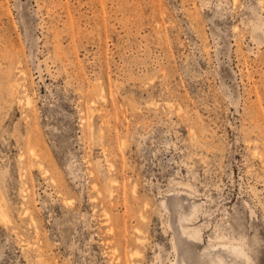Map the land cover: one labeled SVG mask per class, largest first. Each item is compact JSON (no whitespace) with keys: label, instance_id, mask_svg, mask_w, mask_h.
<instances>
[{"label":"rangeland","instance_id":"rangeland-1","mask_svg":"<svg viewBox=\"0 0 264 264\" xmlns=\"http://www.w3.org/2000/svg\"><path fill=\"white\" fill-rule=\"evenodd\" d=\"M216 249L264 264V0H0V264Z\"/></svg>","mask_w":264,"mask_h":264},{"label":"bare ground","instance_id":"bare-ground-1","mask_svg":"<svg viewBox=\"0 0 264 264\" xmlns=\"http://www.w3.org/2000/svg\"><path fill=\"white\" fill-rule=\"evenodd\" d=\"M185 230V229H184ZM183 234H186L188 237L193 238H197L198 236V232L196 230H192L190 233L189 232H182ZM187 237V238H188ZM190 238V239H191ZM199 238V237H198ZM197 238V239H198ZM222 247L225 246V243L221 244ZM214 247V246H213ZM216 247V245H215ZM220 247V246H219ZM226 249L232 253L234 256L238 255L239 253L242 254V251H239L237 249L236 246H228L226 247ZM241 250V249H240ZM243 250V249H242ZM244 254V253H243ZM240 256V255H239ZM247 259V257H246ZM248 260V259H247ZM183 261V259H182ZM171 264H178L176 262H172ZM203 264H228L227 261L224 259V257L221 255V250L220 249H216L215 251H208L205 252L204 256H203Z\"/></svg>","mask_w":264,"mask_h":264}]
</instances>
